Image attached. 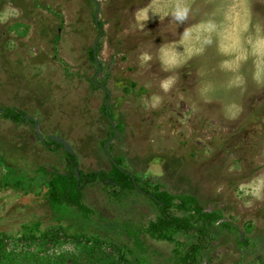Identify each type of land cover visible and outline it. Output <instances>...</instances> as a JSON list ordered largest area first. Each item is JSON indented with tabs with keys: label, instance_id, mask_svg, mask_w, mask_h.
<instances>
[{
	"label": "rangeland",
	"instance_id": "1",
	"mask_svg": "<svg viewBox=\"0 0 264 264\" xmlns=\"http://www.w3.org/2000/svg\"><path fill=\"white\" fill-rule=\"evenodd\" d=\"M10 2L22 11L0 23V233L15 239L35 226H62L100 241L88 251L98 262L120 253L128 264H189L184 254L202 226L197 264H264V200L246 206L235 194L264 174V73L256 79L261 61L248 43L261 34L257 27L264 29V0H185L190 14L180 28L169 17L150 16L143 29L135 12L149 0ZM8 3L0 0V8ZM226 11L234 22L224 21ZM209 19L217 23L211 43L194 32L188 43L202 51L163 70L160 43ZM144 51L152 60L141 64ZM241 52L246 59H237ZM173 75L172 88L162 91L160 81ZM153 94L161 103L145 107ZM9 110L24 119L5 117ZM53 136L71 146L78 170L109 172L117 157L138 187L98 180L84 184V207L52 203L49 180L72 168L63 143L46 145ZM140 187L193 196L197 209L183 211L176 200L170 212L195 228L157 237L151 223L160 208ZM199 210L217 217L206 221ZM74 243L67 239L48 252H75Z\"/></svg>",
	"mask_w": 264,
	"mask_h": 264
},
{
	"label": "trees",
	"instance_id": "2",
	"mask_svg": "<svg viewBox=\"0 0 264 264\" xmlns=\"http://www.w3.org/2000/svg\"><path fill=\"white\" fill-rule=\"evenodd\" d=\"M3 115L15 121L24 119V114L12 110L6 111ZM45 143L48 147L54 149L63 147L62 144L52 138L47 139ZM67 153L72 160L71 174L69 176H53L48 182L49 200L54 204L67 202L79 208L84 207L81 201L84 184L93 183L98 180H110L121 189L138 187L137 177L126 170L122 165L121 159L117 157H111V171L95 170L83 172L82 170H78L80 176L78 180L74 169L75 166H78L76 156L70 152ZM140 191L147 194L160 208L161 215L155 222L151 223L152 232L157 237L171 239L172 236L168 234V231L171 229L191 230L195 228L188 217L177 216L170 212V208L176 200H178L177 207L183 211L197 209V207L194 208L196 201L193 196L188 194L175 195L167 191L149 192L142 187H140ZM199 211L206 221L217 217L213 213ZM197 230L202 237L206 235L205 227H198ZM201 236L197 242H194L187 248L184 254V260H188L189 264H197V255L204 245L201 241ZM67 239L75 241V252H48L50 246L56 243H62ZM101 244L100 241L94 244L84 234L70 235L62 226H53L44 229L35 226L20 232L19 237L15 239L12 236H6L0 233V264H51L54 259H71L73 264H84L85 262L86 264H128L126 257L120 253H115L110 258L98 262L97 255L88 253V251Z\"/></svg>",
	"mask_w": 264,
	"mask_h": 264
},
{
	"label": "clouds",
	"instance_id": "3",
	"mask_svg": "<svg viewBox=\"0 0 264 264\" xmlns=\"http://www.w3.org/2000/svg\"><path fill=\"white\" fill-rule=\"evenodd\" d=\"M235 5L229 6V8H235ZM21 9L9 3L0 8V23L7 22L10 18L17 17L21 14ZM190 5L185 0H171L170 3L161 4L158 0H149V2L143 7L137 9L135 12V18L137 27L143 29L145 22L150 16H155L159 20H163L165 17H169L172 21H175L176 27L180 28L189 18ZM224 21L232 23L235 21V15L226 11L223 16ZM246 22L241 25V30H246ZM217 23L215 20L209 19L197 24L195 27L187 26L179 31V36L176 41L161 42L157 49V58L163 70L169 71L176 67L181 66L185 61L194 53L202 51V47H192L188 41L194 32L201 33L199 37L202 39V44L211 43L209 33L215 31ZM257 33H261L254 40L249 38L248 43L251 46V54L258 57L261 63L257 64V71L255 77L257 80L261 79L262 73H264V29L257 27ZM230 49L222 48L221 51L225 54ZM245 58L243 52L237 57V59ZM139 60L141 64H146L152 60V54L144 51L139 54ZM228 67H235V64L227 65ZM175 82V76H168L163 78L159 87L162 91L168 92ZM161 96L153 94L149 98L143 101L145 107L155 108L161 103ZM236 196L243 200L244 204L250 205L253 200H264V174H259L252 177L248 182L241 183L237 186Z\"/></svg>",
	"mask_w": 264,
	"mask_h": 264
},
{
	"label": "water",
	"instance_id": "4",
	"mask_svg": "<svg viewBox=\"0 0 264 264\" xmlns=\"http://www.w3.org/2000/svg\"><path fill=\"white\" fill-rule=\"evenodd\" d=\"M96 18H97V16H96ZM94 55H95V62H96L97 65H99L98 58L96 57V51H95ZM98 70H99V72L101 71V67H100V66H99V69H98ZM108 103H109V102L107 101V106H108ZM115 135H116V133H115ZM39 136H40V138L42 139L41 134H39ZM52 139H53V140H57V141L63 143L64 148H65L68 152L74 154V153H73V150H72V148H71V146H70L67 142H65L64 140H61V139H59V138H56L55 136H53ZM75 171H76L77 178H78V180H79V177H80V176H79V171H78V169H77L76 167H75Z\"/></svg>",
	"mask_w": 264,
	"mask_h": 264
},
{
	"label": "flooded vegetation",
	"instance_id": "5",
	"mask_svg": "<svg viewBox=\"0 0 264 264\" xmlns=\"http://www.w3.org/2000/svg\"><path fill=\"white\" fill-rule=\"evenodd\" d=\"M95 56V55H94Z\"/></svg>",
	"mask_w": 264,
	"mask_h": 264
}]
</instances>
